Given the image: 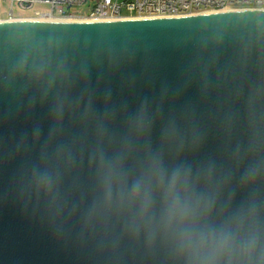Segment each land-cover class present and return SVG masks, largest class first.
Masks as SVG:
<instances>
[{"label": "water", "instance_id": "water-1", "mask_svg": "<svg viewBox=\"0 0 264 264\" xmlns=\"http://www.w3.org/2000/svg\"><path fill=\"white\" fill-rule=\"evenodd\" d=\"M250 167L264 171V9L0 23V264H183L167 179L190 171L219 225L246 200L264 209Z\"/></svg>", "mask_w": 264, "mask_h": 264}, {"label": "clouds", "instance_id": "clouds-1", "mask_svg": "<svg viewBox=\"0 0 264 264\" xmlns=\"http://www.w3.org/2000/svg\"><path fill=\"white\" fill-rule=\"evenodd\" d=\"M190 177V171L175 170L167 179L164 193L165 223L173 234L175 255L183 264H264V209L249 199L219 225L210 224L216 195L197 193ZM205 180L211 183V173ZM258 181H264V171L250 167L245 182ZM141 187L138 183L137 191ZM144 203L147 207V196Z\"/></svg>", "mask_w": 264, "mask_h": 264}, {"label": "built area", "instance_id": "built-area-1", "mask_svg": "<svg viewBox=\"0 0 264 264\" xmlns=\"http://www.w3.org/2000/svg\"><path fill=\"white\" fill-rule=\"evenodd\" d=\"M2 1V0H0ZM9 13L12 5L31 8L34 4H47L49 12H37L31 19L87 20L103 21L129 18L177 17L229 9H264V0H8ZM91 2L87 16H74L69 13L73 6ZM21 17H7L19 19ZM25 18V17H24ZM2 20V19H0Z\"/></svg>", "mask_w": 264, "mask_h": 264}, {"label": "rangeland", "instance_id": "rangeland-1", "mask_svg": "<svg viewBox=\"0 0 264 264\" xmlns=\"http://www.w3.org/2000/svg\"><path fill=\"white\" fill-rule=\"evenodd\" d=\"M91 2H85L82 5L73 6L69 9V13L74 16H87L91 11ZM10 1L8 0H2L0 1V18H6V17H21V18H29L34 17L37 12H49V5L47 4H34L31 8H21L18 6L17 3H14L12 5V13H9L10 9Z\"/></svg>", "mask_w": 264, "mask_h": 264}, {"label": "bare ground", "instance_id": "bare-ground-1", "mask_svg": "<svg viewBox=\"0 0 264 264\" xmlns=\"http://www.w3.org/2000/svg\"><path fill=\"white\" fill-rule=\"evenodd\" d=\"M232 9V8H231ZM240 9H246V8H240ZM226 11H230L229 8H223L221 10H217V11H210V12H205V13H214V12H226ZM136 19H143V18H136ZM9 21H55V22H64V21H84V20H57V19H21V20H0V23H4V22H9Z\"/></svg>", "mask_w": 264, "mask_h": 264}, {"label": "crops", "instance_id": "crops-1", "mask_svg": "<svg viewBox=\"0 0 264 264\" xmlns=\"http://www.w3.org/2000/svg\"><path fill=\"white\" fill-rule=\"evenodd\" d=\"M0 19L5 20V19H7V17L6 18H0Z\"/></svg>", "mask_w": 264, "mask_h": 264}]
</instances>
